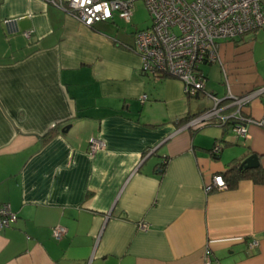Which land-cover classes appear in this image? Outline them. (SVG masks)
I'll return each mask as SVG.
<instances>
[{
	"label": "crops",
	"instance_id": "1",
	"mask_svg": "<svg viewBox=\"0 0 264 264\" xmlns=\"http://www.w3.org/2000/svg\"><path fill=\"white\" fill-rule=\"evenodd\" d=\"M107 21L88 27L43 0H0V203L17 214L0 230V264H205L207 254L264 264V185L208 190L251 154L264 167V127L186 126L212 108L205 93L230 116L228 91L259 89L241 115L260 118L264 66L243 35L220 39L203 64H219L222 93L205 84L190 97L179 79L145 74L134 40ZM90 138L103 149L89 153ZM55 226L65 234L53 237Z\"/></svg>",
	"mask_w": 264,
	"mask_h": 264
},
{
	"label": "built area",
	"instance_id": "2",
	"mask_svg": "<svg viewBox=\"0 0 264 264\" xmlns=\"http://www.w3.org/2000/svg\"><path fill=\"white\" fill-rule=\"evenodd\" d=\"M68 13L85 26L107 21L116 15L125 22H130L132 8L138 0H43ZM151 15L148 28L135 32L133 50L141 59V70L149 76L168 75L183 82L187 95H194L204 90L205 79L198 71L201 63L216 60V45L220 39H233L247 32L264 26V0H141ZM260 90L241 96L232 95L234 110L230 116H221L218 100L210 93H205L213 102L212 108L203 111L191 119L186 126L199 129L213 118L228 123L231 132L246 135L244 124L248 121L264 127V114L260 118H244L242 107L254 98ZM146 96H142L145 99ZM231 118L233 123L227 121ZM103 142L96 138L88 140V152L102 150ZM215 146L213 152L217 153ZM221 174L212 176L215 190L226 188ZM17 214L7 203H0V230L15 222ZM145 222L139 225L146 229ZM65 228L55 226L52 235L59 238L65 234ZM252 241L249 247H255ZM205 264H218L208 254Z\"/></svg>",
	"mask_w": 264,
	"mask_h": 264
},
{
	"label": "rangeland",
	"instance_id": "3",
	"mask_svg": "<svg viewBox=\"0 0 264 264\" xmlns=\"http://www.w3.org/2000/svg\"><path fill=\"white\" fill-rule=\"evenodd\" d=\"M113 17L114 22L120 29L119 31L123 33L125 38H127L128 40L130 39V41L134 40L135 32L137 30L146 29L151 24V15L149 14L147 8L141 0L135 2L134 7L132 8L130 22H125L123 19L118 18L116 15H114ZM241 42V44L247 46L249 48V51L253 53L254 58L256 59V63L264 66L262 65L264 64V26L258 28L255 32H247L243 34ZM198 67L208 75V79L205 84L208 87H213L214 90L218 91L221 94L222 76L219 64L217 62H214L211 65L201 63ZM206 128L208 127H203L198 132ZM227 136L231 139L236 138L235 135L231 133H228Z\"/></svg>",
	"mask_w": 264,
	"mask_h": 264
},
{
	"label": "trees",
	"instance_id": "4",
	"mask_svg": "<svg viewBox=\"0 0 264 264\" xmlns=\"http://www.w3.org/2000/svg\"><path fill=\"white\" fill-rule=\"evenodd\" d=\"M255 31L256 30H253L252 32ZM207 63H211V62H207ZM201 92L205 93V89L202 90ZM199 93L200 91H198L194 95H188V96L195 97ZM191 117L192 116H186L180 118L176 124L179 126L184 125L186 122H188L191 119ZM212 153L214 152L212 151ZM166 160L167 158H164L163 162H161V166L166 163ZM221 175L228 188H234L237 185V183L242 179L251 180L255 184L264 185V167H262L260 164L253 169H244L243 167L239 166V164L233 165L229 167L226 171L222 172Z\"/></svg>",
	"mask_w": 264,
	"mask_h": 264
},
{
	"label": "water",
	"instance_id": "5",
	"mask_svg": "<svg viewBox=\"0 0 264 264\" xmlns=\"http://www.w3.org/2000/svg\"><path fill=\"white\" fill-rule=\"evenodd\" d=\"M66 126L64 129H62V132H65L67 130ZM259 165L258 156L256 154H251L247 157H245L240 163L239 166L243 167L244 169H253L256 168Z\"/></svg>",
	"mask_w": 264,
	"mask_h": 264
}]
</instances>
